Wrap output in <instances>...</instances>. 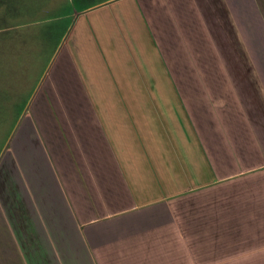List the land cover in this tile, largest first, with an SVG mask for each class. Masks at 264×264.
I'll use <instances>...</instances> for the list:
<instances>
[{
	"label": "crops",
	"instance_id": "1",
	"mask_svg": "<svg viewBox=\"0 0 264 264\" xmlns=\"http://www.w3.org/2000/svg\"><path fill=\"white\" fill-rule=\"evenodd\" d=\"M68 1L1 152L0 264H264V0Z\"/></svg>",
	"mask_w": 264,
	"mask_h": 264
},
{
	"label": "rangeland",
	"instance_id": "2",
	"mask_svg": "<svg viewBox=\"0 0 264 264\" xmlns=\"http://www.w3.org/2000/svg\"><path fill=\"white\" fill-rule=\"evenodd\" d=\"M68 2L65 0L64 6ZM11 12L12 15H9ZM45 19L41 0H0V53L8 55L11 52L15 59L14 65L9 66L12 72L8 74V69H1L4 66L0 58V119L6 120L0 122V156L20 113L30 112L32 109L25 104L42 79L43 71L54 51V40L62 30L54 28L56 31L43 43L44 28L53 29L42 23ZM15 25L18 27L14 28ZM4 37H15L13 40L17 42L9 48ZM8 89L10 93L17 94L16 107H11V111H7L2 104Z\"/></svg>",
	"mask_w": 264,
	"mask_h": 264
}]
</instances>
